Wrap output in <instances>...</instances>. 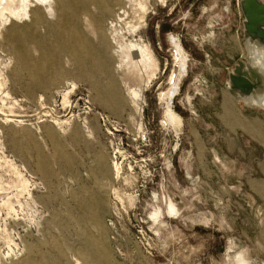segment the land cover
I'll return each mask as SVG.
<instances>
[{"label":"rangeland","instance_id":"1","mask_svg":"<svg viewBox=\"0 0 264 264\" xmlns=\"http://www.w3.org/2000/svg\"><path fill=\"white\" fill-rule=\"evenodd\" d=\"M240 2L0 0V264H264L251 146L195 108L249 57Z\"/></svg>","mask_w":264,"mask_h":264},{"label":"crops","instance_id":"2","mask_svg":"<svg viewBox=\"0 0 264 264\" xmlns=\"http://www.w3.org/2000/svg\"><path fill=\"white\" fill-rule=\"evenodd\" d=\"M244 37L246 39L244 45L249 51L248 59L236 61L233 70L229 73L226 88L219 91V97L216 99L218 101L212 100L209 104L207 101L209 99L203 96L199 100L203 99L204 101L195 108L200 111L207 107H213L215 118L211 117L210 119L212 121L218 119L219 130L221 128L236 138H238L237 135H241L246 142L245 146H251L250 151L244 147L241 153L246 156L248 150L252 156L250 159V163H252L251 182L252 186L258 189V184L261 183L260 175L264 176V40L250 37L246 30ZM234 46L237 51L243 50L241 43L240 45L235 43ZM237 71L246 78L250 90H248L249 85H246L245 89L233 87L230 75L238 74ZM200 95L204 94L200 93ZM195 114L197 115V113ZM201 128L206 130V127ZM195 129L199 130L197 126ZM228 139L227 146L233 147L235 137Z\"/></svg>","mask_w":264,"mask_h":264},{"label":"water","instance_id":"3","mask_svg":"<svg viewBox=\"0 0 264 264\" xmlns=\"http://www.w3.org/2000/svg\"><path fill=\"white\" fill-rule=\"evenodd\" d=\"M241 8L245 16V30L252 38L264 40V3L260 0H241ZM231 74V83L235 88L245 89L247 80L241 73ZM250 90V85L248 86Z\"/></svg>","mask_w":264,"mask_h":264},{"label":"bare ground","instance_id":"4","mask_svg":"<svg viewBox=\"0 0 264 264\" xmlns=\"http://www.w3.org/2000/svg\"><path fill=\"white\" fill-rule=\"evenodd\" d=\"M80 2H86L87 0H79ZM93 2L95 3L96 6H98L100 4V0H93ZM241 4V3H240ZM69 5V3H67V1H64L62 2V7L65 8ZM1 11V10H0ZM65 15H66V12H65ZM171 41H173L174 43V46L175 48L178 50V52H182V47L180 46V44L176 41L175 38H171ZM133 47H137L136 45H133ZM139 48V47H138ZM139 50H141V48H139ZM184 59V58H183ZM186 67H187V64H186V60L184 59V62L181 63V70L184 72L186 71ZM178 84V83H177ZM171 92H169V96H168V109H167V112H166V115L169 119V122H172V123H175L176 122V116L173 112V110L171 109V102H172V99L173 97L177 94V91H178V87L176 85L173 84L171 90ZM7 120V119H6ZM89 207L88 209L89 210H92V204H88ZM168 210L170 212H174V206L172 204V202H169V205H168ZM86 253V252H85Z\"/></svg>","mask_w":264,"mask_h":264}]
</instances>
